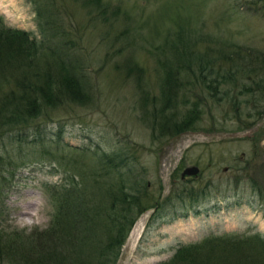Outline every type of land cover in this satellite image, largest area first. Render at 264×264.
Here are the masks:
<instances>
[{
	"label": "rangeland",
	"instance_id": "1",
	"mask_svg": "<svg viewBox=\"0 0 264 264\" xmlns=\"http://www.w3.org/2000/svg\"><path fill=\"white\" fill-rule=\"evenodd\" d=\"M101 1L118 13L103 20L80 0H0L6 27L36 39L63 31L61 41L82 61L93 93L89 104H65L36 117L20 131V142L13 140L21 135L15 130L0 136V234L44 229L63 173L73 176L77 166L102 170L103 155L115 152L136 185L143 181L159 201L137 216L115 264H155L178 245L225 232L264 240V101L233 109L232 100H245L234 98L237 82L218 101L196 82L188 98L199 103V118L170 136L152 132L140 107L143 96L145 112L158 106L159 47L171 44L177 14L192 53L206 47L207 55L229 54L239 47L264 54V0ZM46 19L53 22L44 25ZM188 166L198 172L181 178ZM104 179L116 181L112 172Z\"/></svg>",
	"mask_w": 264,
	"mask_h": 264
},
{
	"label": "trees",
	"instance_id": "2",
	"mask_svg": "<svg viewBox=\"0 0 264 264\" xmlns=\"http://www.w3.org/2000/svg\"><path fill=\"white\" fill-rule=\"evenodd\" d=\"M80 2L102 14L103 20L108 13H118L101 0ZM35 13L45 19L43 9L41 12L37 7ZM174 19L176 34L171 44L164 43L166 48L159 47L157 57L161 73L158 106L145 112L144 96L140 105L143 115L149 116L152 132L170 136L193 126L201 110L197 100L188 98V92L196 82L217 101L228 98L227 85L237 82L234 98L245 100H232L233 109H241V104L246 107L250 100L264 101V54L239 47L229 54L218 49L207 55L206 47L192 53L183 37L186 27L178 23L184 19L178 14ZM63 34L54 30L36 39L25 30L4 26L0 20V136L15 130L21 135L13 140L20 142L24 136L20 131L36 117L65 104L90 103L93 93L83 63L61 41ZM174 51L175 59L170 60ZM241 78L250 79L248 85L239 82ZM103 156L102 170L75 165L77 174L63 173L44 229L0 234V264H115L137 216L157 208L159 201L148 194L143 181L136 185L138 178H131L124 157L115 152ZM14 170L8 171L10 177ZM110 171L116 181L107 184L104 178L110 177ZM99 191L101 199L96 205ZM155 264H264V240L230 232L207 235L178 245L169 258Z\"/></svg>",
	"mask_w": 264,
	"mask_h": 264
},
{
	"label": "water",
	"instance_id": "3",
	"mask_svg": "<svg viewBox=\"0 0 264 264\" xmlns=\"http://www.w3.org/2000/svg\"><path fill=\"white\" fill-rule=\"evenodd\" d=\"M198 172V168L196 166H188L182 169L180 172V177H184L185 175H195Z\"/></svg>",
	"mask_w": 264,
	"mask_h": 264
}]
</instances>
